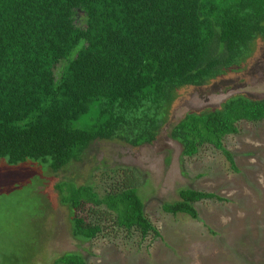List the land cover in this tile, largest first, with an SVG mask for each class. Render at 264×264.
Wrapping results in <instances>:
<instances>
[{
	"label": "trees",
	"instance_id": "16d2710c",
	"mask_svg": "<svg viewBox=\"0 0 264 264\" xmlns=\"http://www.w3.org/2000/svg\"><path fill=\"white\" fill-rule=\"evenodd\" d=\"M258 41L264 44V0H0V163L59 173L96 142L152 145L181 89L242 72ZM242 122H264V99L238 95L190 112L170 138L183 157L212 147L236 171L224 141ZM111 173L103 193L69 181L55 186L72 238L89 243L106 223L160 238L138 196L137 172ZM178 196L164 213L195 221V204L224 201L192 189ZM54 264L87 262L70 253Z\"/></svg>",
	"mask_w": 264,
	"mask_h": 264
},
{
	"label": "rangeland",
	"instance_id": "374dc122",
	"mask_svg": "<svg viewBox=\"0 0 264 264\" xmlns=\"http://www.w3.org/2000/svg\"><path fill=\"white\" fill-rule=\"evenodd\" d=\"M264 99V44L244 70L205 87L178 93L169 123L158 140L138 149L96 142L84 160L53 173L39 164L0 163V264H54L65 254L79 253L87 264H264V122L238 125L228 136L226 157L204 148L198 156H182L170 138L171 128L190 112L218 109L232 97ZM82 126V125H81ZM116 168L137 172L138 196L145 213L160 233L142 239L106 223L105 231L89 243L71 236L69 211L59 201L56 185H94L103 193ZM180 189L215 193L223 202L195 204L199 220L171 216L164 204L179 201Z\"/></svg>",
	"mask_w": 264,
	"mask_h": 264
}]
</instances>
